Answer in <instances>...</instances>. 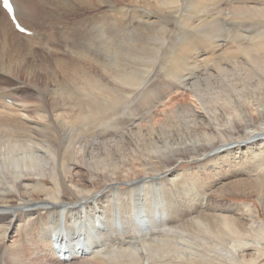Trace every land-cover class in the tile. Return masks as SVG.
I'll use <instances>...</instances> for the list:
<instances>
[{"label":"bare ground","instance_id":"6f19581e","mask_svg":"<svg viewBox=\"0 0 264 264\" xmlns=\"http://www.w3.org/2000/svg\"><path fill=\"white\" fill-rule=\"evenodd\" d=\"M12 2L30 35L0 6V264H49L53 256L60 264L88 256L101 264H229L230 255L231 264H263L258 207L239 210L227 199L256 201L264 211V0ZM156 53L172 80L185 81L193 68L197 107L177 104L163 120L148 117V125L125 128L126 137L101 141L98 126L129 103L133 85L144 84L137 66ZM204 56L246 58L196 83ZM147 94L153 90L137 98ZM140 174L138 187H113ZM79 183L105 188L80 198ZM154 202L151 217L137 214ZM142 225L149 234L188 230L197 245L188 246L200 254L169 257L168 243L144 260L111 252L109 261L95 250L97 237L116 228L128 243ZM11 234L18 239L7 244ZM252 235L262 242L245 240ZM53 244L64 245L61 257ZM257 244L261 251L247 254Z\"/></svg>","mask_w":264,"mask_h":264},{"label":"rangeland","instance_id":"374dc122","mask_svg":"<svg viewBox=\"0 0 264 264\" xmlns=\"http://www.w3.org/2000/svg\"><path fill=\"white\" fill-rule=\"evenodd\" d=\"M175 36H176V31L175 30H170L167 33V37L170 40L173 39ZM169 45H171V44L169 43ZM159 55H160L159 53H156L154 56L150 57V59H152V60H150V59L142 60L141 63L137 66L141 70L142 73L144 72L143 74L146 73L148 76L145 74V79L143 80L144 84H142L141 86L134 87V85H133V89H132L133 91L132 90H130V91H131L132 94H135V95H133V97H131V99L129 100V103H126L125 105L123 104V105L116 106L117 107L115 109L116 112L112 116L113 119H111L109 122H103V123H101L102 125L98 126L99 132L97 134L98 135L97 137H101L102 138V139L100 138L101 141H105V140H108V139H116V140H118L119 138L126 137L127 136V132H126V130H124L125 128L131 127V126L136 128L137 127V123L141 124L142 122H143L142 124L148 125L147 124L148 122L145 120L148 117H149L148 120H153V119H154V121L163 120L166 117L163 114H165L167 111L170 112V110L173 109L175 107V105H177V104L185 105V106L197 107V100H196V98H193L194 95H193V92L191 91L192 89L190 88L191 86H193V84H191V82L193 83V68L189 72L190 74H188V72H187V76H185L186 77L185 81L183 80L182 82H179V80H177V79L172 80V79H170L167 76V73H166V70H167V66H166L167 64H165L166 63V59L164 57L163 58L159 57ZM209 58L210 57L201 58L202 61H199L200 58L198 59V61L200 62V65H202V67L199 65V68L194 70V77H195V82L196 83H198L200 81H203L210 74H214L216 72V69H217L218 65H221L223 68L230 69L233 64H235L236 62H239V60L243 61V58L245 60L246 57H244V56H239V58L238 57L237 58H230V57H225L224 58V57H221L220 59L211 60V62L213 61L212 63L209 61L211 63L210 65L208 64L209 63L208 62ZM240 58H242V59H240ZM206 59H207L208 63L206 62ZM224 59H227V60H224ZM234 59H235V61H234ZM224 61L226 63V64L225 63L224 64L227 67H225L224 64L222 63ZM213 64H214V66H212ZM145 67H146V69H145ZM180 69H183V68L181 66H176V71H178ZM205 69H207V71H205ZM198 71L199 72L201 71V72L199 73ZM204 74L205 75L207 74V75L205 76ZM187 77H189V78H187ZM191 78H192V81H191ZM170 82H171V84L172 83L175 84L174 87L171 88V86H169ZM145 87L146 88L150 87V88L145 89ZM119 88H121L120 82L118 83V89ZM138 89H140V90H138ZM143 89L145 91L153 90L154 94H152V96H150L151 94L150 95L147 94L146 96L141 95L140 99H138L137 97H139L140 94L139 95H137V94L140 91H141V93H143ZM155 92H156V96H155ZM146 97H148V98H146ZM154 107H155V109H153ZM151 109L153 111H151ZM198 111H200V109H198ZM148 113H149L150 116L148 115ZM150 113L154 114V116H152ZM131 115H133V116H131ZM151 117H153V118H151ZM109 118H110V116L107 117V119H109ZM102 134H103V136H102ZM181 165H182L181 169H184L189 164L188 163H183ZM182 174H184V173H182ZM142 175L143 174H140V176H142ZM142 180H143V176L139 180H136L134 182H131V183L130 182H122L121 184H117L118 186L115 185L113 187H115V188L118 187V188H121V189H125L129 184H132V183H135V182H137V183H135V187H138ZM151 182H154V180H152ZM190 185H191V187H193L192 186L193 182L189 183V185H188L189 188H191ZM77 187L81 191L84 190V191H82L83 193H81L80 195L78 194V196L80 198H83V196H87L89 198H92L94 196H97V194L102 192L104 190V188H105L104 185L103 186L99 185L97 187H91V186L88 187V186L83 185L82 183H79V185ZM191 189H189V190H191ZM192 192H193V190H192ZM56 194H58V192H57L56 189H54V192L52 193L51 196L53 197ZM188 195H191V192H189ZM58 196H60V195H58ZM63 197H64V195L61 194V196L59 197V200H58L59 202L58 201L57 202L60 203V204H63L64 203L63 202ZM139 198L141 200L142 196H139ZM139 198H138V200H139ZM214 198L218 199L215 196H214ZM71 199H73V197H71ZM140 200H139V202H140ZM218 200H220V198ZM156 202H154L152 205L147 204V203H145L146 205L144 203L140 204L139 212L137 214L138 215H143V216L148 217V218L151 217L153 215V210H154L153 205ZM227 202L232 203V204L234 203L235 205L240 206L241 209H239V210H244L243 207L245 205H247V204L256 205L258 207V212L260 213L258 221L264 225V221H263L264 220V211H263L262 206L260 205L259 202L257 203L256 201H252V200L245 199V198H242V197H229L227 199ZM237 211H238V209L235 210V214H237L236 213ZM116 213L112 214V218H113V222L114 223H116V221H119V219L117 218L118 216H117ZM142 227H138L137 226V227L134 228V233L135 234L131 238L132 239L131 242L129 241L128 243H124V242L122 243L123 238L120 239L121 238L120 235H118V233H115V232H117L116 228H114L112 235L103 234V235L97 237V239H95L96 241L94 240L92 243L94 244V248L97 251V253L98 254L100 253L102 256H105L106 260H109V261L111 260V259H109V256H110L111 252L113 254L112 255L113 257H115L116 254H117L116 258H122V257L126 256V254L129 255V256H132L131 255V253H132V254H135L137 257H142L143 260H144V258L147 257L148 252H152L151 249H154V248H157V247H163V245H167L168 243L172 247H174L173 251L170 252L171 256H169V257H176V258L180 259L181 257H186L187 256L186 258H182V259H187V258H190V257L198 256V254H200L199 253L200 249H197L198 248L197 247V248H194L193 252L194 251L197 252V250H199V252H197L198 254L194 252L195 256L193 255V252H192L193 248L192 247H194L195 245L191 241H189V238H187V237H189L188 230H185V232L187 234H185V232H183L184 230L183 231L181 230V233L179 232L177 234H173V233H169V232H163V231L160 232V233H156V234H149V232L151 230L147 231V229H144L143 225H142ZM139 230H141L142 234L140 233ZM190 232H192V231H190ZM2 233L3 232L1 231L0 241H1ZM119 233H123V232L119 231ZM136 234H137V236H136ZM183 235H185L186 239H185V237ZM105 237H107L106 242H104L102 245L99 244L100 243L99 241L100 240H105ZM256 237H260V236H256ZM256 237L254 235H252L251 237H249V238H247L245 240L248 241V242H253L254 241L256 243H261L262 240L260 238L258 239ZM17 239H18L17 235L11 234V235H9V238L6 239V243L8 244L9 242L16 241ZM236 239L237 238L234 236L233 240H236ZM165 242H167V243H165ZM187 242H189V243L191 242L192 245H194V246L189 247L188 246L189 243H187ZM191 243H190V245H191ZM72 244L75 245L76 242H73ZM209 245H212V247H215V245L217 246L218 244L216 242H211ZM56 246L57 245L54 244L52 246V249L53 248L55 249ZM262 246H263V244H262ZM88 247L90 248V246H88ZM231 247L229 246L228 248L231 250ZM261 247L258 246V244H257L256 245V250L248 251L247 254H251L253 252L255 253V252L261 251V249L264 248V246L262 248ZM189 248H190L191 251L189 250ZM187 249L189 251H187ZM171 253H173V256H172ZM90 257L91 256H88V257L84 258L86 261L83 260V259H79L74 264H93V263L101 264V263H96V262H90L89 261ZM224 257H226L228 259L229 264H231L230 261L232 260L233 257H231V255L230 256H224ZM53 258H55V257L54 256L53 257H49V261H51L49 264H52V263L53 264H57L58 261L56 259L54 260ZM51 259L54 262H52ZM166 260H168V259H163L161 261H166ZM58 264H60V263L58 262ZM61 264H63V263H61ZM72 264H73V262H72ZM225 264H227V260L225 261ZM232 264H234L233 261H232Z\"/></svg>","mask_w":264,"mask_h":264},{"label":"snow or ice","instance_id":"6c2138e0","mask_svg":"<svg viewBox=\"0 0 264 264\" xmlns=\"http://www.w3.org/2000/svg\"><path fill=\"white\" fill-rule=\"evenodd\" d=\"M4 4H5L6 7L11 9V5L9 4V0H4ZM21 30H23V29H21Z\"/></svg>","mask_w":264,"mask_h":264}]
</instances>
